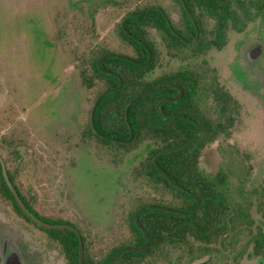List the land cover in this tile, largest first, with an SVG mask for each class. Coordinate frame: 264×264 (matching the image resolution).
<instances>
[{"label": "rangeland", "instance_id": "obj_1", "mask_svg": "<svg viewBox=\"0 0 264 264\" xmlns=\"http://www.w3.org/2000/svg\"><path fill=\"white\" fill-rule=\"evenodd\" d=\"M230 4L233 19L226 23L223 45L208 46L203 59L186 63L173 58L171 41L154 26L145 28L156 51L145 78L172 73V67L182 63L221 64L219 70L209 67L208 84L220 91L214 116L223 129L201 149L198 166L243 215L228 221L226 233L212 243L193 241L192 250L168 247L149 258V264L256 261L247 255L252 237L264 230V87L253 77V67H246L256 91L250 95L245 83L234 79L232 65L234 59L242 60L244 48L241 56L237 47L244 40L264 47V0ZM150 6H161L171 22L172 15L179 19L183 14L177 0H0L1 154L33 209L76 224L97 257L130 236L127 219L134 202L164 194L179 204L173 194L149 185L144 174L149 149L159 143L147 139L126 151L86 136L103 83L95 80L89 87L82 70H88V59L100 50L135 57L119 26L131 11ZM7 209L0 205V233L14 237L21 232L13 241L23 261L41 264V246L29 240L20 217ZM32 233L39 234L35 228ZM52 249L43 257L46 264H66L60 246Z\"/></svg>", "mask_w": 264, "mask_h": 264}, {"label": "trees", "instance_id": "obj_2", "mask_svg": "<svg viewBox=\"0 0 264 264\" xmlns=\"http://www.w3.org/2000/svg\"><path fill=\"white\" fill-rule=\"evenodd\" d=\"M180 4V0H177ZM187 8L194 13V8L208 7L211 14L230 15V3L224 5L222 12L218 8L222 6L218 0H184ZM145 9V8H143ZM131 11V16L124 21V28L130 34L144 40L150 51L151 60L145 64H137L124 57L109 56L112 52L108 50H100L99 55L88 59L87 69L83 71V78L90 87L94 81L103 83L99 96L104 90L116 87L119 83V77L122 80L121 86L114 91L104 94L95 109L94 125L100 132L110 134L116 139H127L130 136L129 123L134 130V136L131 141L121 143L116 140L102 138L97 135L88 124L87 137L94 138L99 143L106 146L126 147V151L136 147L144 140L151 139L159 143L158 146L149 149L148 156L144 161V174L148 184L153 188L157 186L166 190V194L174 195L179 200V204L174 205L170 200H166V196L162 194L160 198L143 200L139 199L134 202L128 215V224L130 236L118 245L113 246L102 256H94L89 251V246L81 229L76 224L63 220L48 218L33 209L29 199L20 190L15 175L8 166V161L3 158L6 166L8 177L25 205L39 218L49 223H69L74 225L82 236L84 263L85 264H106L111 257L121 248L128 246H141L145 242V234L134 222L135 211L144 204H156L169 206L183 211H194L199 201V208L193 213L179 214L171 211H165L154 207L143 208L138 219L144 227L149 237L148 245L141 251H125L113 264H149V258H154L168 247H187L192 250V242L212 243L226 233L228 221H235L243 215L240 210L231 208L230 201L226 198L222 190L217 187V183L213 181L209 175L203 173L198 166V159L201 149L213 139L221 130V126L212 120L195 117L198 124L199 132L194 140L186 147L161 154L157 158V163L166 170L170 177L188 189V191L180 189L172 184V182L162 174L154 164V157L159 152L182 145L188 142L195 133V125L186 118H162L157 110V104L172 97L175 89L172 86L165 87L159 91L138 98L131 103L132 99L148 90L158 88L160 86L172 84V73H164L153 79H146V75L150 73L155 64L156 51L152 42L147 38L146 30L148 26H154L164 32L165 36H169L172 44V31L167 26L161 12L156 9ZM129 13V14H130ZM183 14H185L183 12ZM128 15V14H127ZM119 33L124 40L127 41L137 52L135 57H131L137 61L145 62L148 58L147 49L130 34L126 33L123 27L119 26ZM167 34V35H166ZM119 54V53H118ZM123 56H128L120 54ZM103 57L101 64L113 73H103L98 68V59ZM87 76V77H86ZM189 98L183 95L177 102H164L160 106L163 112L188 113ZM190 103V102H189ZM129 106V107H128ZM128 107V109H127ZM127 109V111H126ZM222 180V178H219ZM0 205L7 209L8 207L16 210L24 219L33 222L20 208L14 195L6 184L0 164ZM233 211V212H231ZM37 225L35 222H33ZM39 226L47 231L50 241H56L63 252L66 264H79L78 260V238L75 232L66 228H48Z\"/></svg>", "mask_w": 264, "mask_h": 264}, {"label": "flooded vegetation", "instance_id": "obj_3", "mask_svg": "<svg viewBox=\"0 0 264 264\" xmlns=\"http://www.w3.org/2000/svg\"><path fill=\"white\" fill-rule=\"evenodd\" d=\"M218 3L222 6V8H218V10L222 12L224 5L230 3V0H218ZM180 4L182 12H184L185 14H182L179 19H175L172 15V22L169 16L162 9V7L156 6L159 7L158 10L161 12L163 18L167 23V26L172 31V57L179 58L180 61H185L186 63L189 59H203L207 55L208 46L219 47L223 45L226 23L230 19H233V17L231 15L224 16L223 14H211L208 7L206 6L200 8V12H202V14H198L195 12L196 7L194 8V13H191L187 6L186 8L183 7L182 0H180ZM230 6L231 4L229 5V8ZM166 18L168 20H166ZM210 20L213 22V25L211 27H209L208 25ZM168 21L170 22L171 27L168 25ZM156 30L161 31L157 28ZM161 32L164 34L163 31ZM209 34L211 35V37ZM166 38L171 41L168 35L166 36ZM250 41L251 40L246 39L244 40V42L240 43L239 47L237 48L239 49L241 56L242 49L244 48L242 60L234 59V64L232 63L233 65H231L232 70L236 72L235 74L233 73V77L236 82L245 83L246 90L250 95L254 96L256 95L254 84L250 83L252 77L248 78L246 72L250 66L253 67L254 71L257 69L259 72L255 74L254 71H252V75L253 77L255 76V78L258 76L259 81L263 84L262 87H264V47L261 43H257L256 40L251 42ZM139 42L145 43V45H143L142 43L141 44L147 49L148 45L144 40L139 38ZM205 60H208V58ZM220 65L221 64L219 63L212 64L208 61H205L204 63H198V65H193L192 63H182L180 64V67H172V88L175 89L172 97H175L180 89L182 91V94L178 100H180L183 95H186L188 96L190 102H188V113L172 112V114L180 115V118H186L190 122H192L195 125V132L197 127V134L199 132V129L198 124L195 120L196 116L201 117L202 119L204 118L206 120L210 119L213 122L219 124L221 126L220 132L223 129V126L219 119H216V117L214 116L215 109L217 110V112L219 111L218 101L221 97L220 91L218 89H214L212 86L210 87L208 84L209 67L219 70L221 68ZM217 80L218 79H216V81ZM262 94V100L264 102V91ZM93 131L100 137L105 138L99 133H106L100 132L99 130H97L99 133L95 130ZM2 209L5 210L3 207ZM11 210L22 220V231L25 234L29 235V240L34 244L41 246V248H39V251L43 252L41 254V262L43 264H46V259H43V257L46 256V252H49V248H53L52 252H54L55 246L58 243L56 241H50L47 231H44L39 226H37L43 225L33 221L32 218L26 214L33 222L37 224L35 225L33 222L24 219L19 213L16 212V210ZM29 211L34 214L30 209ZM261 224L264 229L263 223ZM33 228L37 230V232L39 233L38 235L32 233ZM20 234L21 232L18 235H14V237H12L11 234L7 231H3L0 233V264H29L23 261L20 250L13 241V238L19 239ZM251 241L252 245L251 251L247 255L248 259L254 258V260H256L254 264H264V230L259 229L252 237ZM30 246L33 247V245L31 244ZM238 257L239 256L235 254L232 258L236 261Z\"/></svg>", "mask_w": 264, "mask_h": 264}, {"label": "water", "instance_id": "obj_4", "mask_svg": "<svg viewBox=\"0 0 264 264\" xmlns=\"http://www.w3.org/2000/svg\"><path fill=\"white\" fill-rule=\"evenodd\" d=\"M226 1V0H225ZM182 4H183V7L186 8V5L184 3V1L182 0ZM153 8H156L158 9L159 7H156V6H152V7H146L145 9L143 10H140L138 11L137 13H141L143 12L144 10H149V9H153ZM132 13L128 14L127 16H125L123 18V20L121 21V26L123 27L124 31L128 34L129 31L127 29L124 28V21L127 17L131 16ZM166 20H168L166 18ZM168 25L171 27L170 25V22L168 21ZM130 36L134 39H136L137 41H139V38L136 37L135 35H132L130 34ZM143 45H145V43L141 42ZM147 46V45H146ZM147 52H148V58L145 62H141V61H137L135 59H132L131 57L129 56H123V55H120L118 53H110V54H107L109 56H117V57H124L126 59H129L137 64H145V63H148L151 59V51L150 49L147 47ZM103 57H100L98 59V68L101 72L103 73H107V74H110V73H113L111 70H108L106 69L102 64H101V60H102ZM122 84V80L121 78L119 77V83L116 87H113L111 89H107V90H104L97 98L96 100L94 101V104L92 106V109H91V113H90V123H91V126L93 128V130H95L96 132L97 129L94 125V113H95V109H96V106L100 100V98L106 94V93H109L111 91H114V90H117ZM169 86H172V84H168V85H164V86H160L158 88H155V89H152V90H148L146 92H143L137 96H135L131 103L134 102L135 100H137L138 98L140 97H143L145 95H149L151 93H154L156 91H159L165 87H169ZM182 94V91L179 89V92L178 94L175 96V97H170V98H167V99H164L162 101H160L158 104H157V110L160 114V116L162 118H175V117H179L180 115H175V114H172V113H167V112H163L161 111L160 109V106L162 105V103L164 102H176L180 96ZM129 107V106H128ZM127 107V109H128ZM126 109V111H127ZM128 122V125H129V130H130V136L127 138V139H116L114 136L112 135H108V134H102V133H99L101 136L107 138V139H110V140H116L118 142H121V143H126V142H129L132 140L133 136H134V130H133V127L132 125L129 123V121L127 120ZM197 135V127H196V132L194 133L193 137L186 143L182 144V145H179V146H176V147H172V148H168V149H165L161 152H159L158 154H156V156L154 157V164L156 166V168L162 173L164 174L171 182L174 186L180 188V189H183V190H186L188 191V189L184 188L183 186H181L180 184H178L177 182H175L171 177L170 175L166 172L165 169H163L158 163H157V158L163 154V153H167V152H170V151H175V150H179V149H182L184 147H186L187 145H189L195 138V136ZM0 164H1V171H2V175H3V178L6 182V184L8 185L10 191L12 192V194L14 195L18 205L20 206V208L25 212V214H27L28 216H30L32 218L33 221L37 222L38 224H41L45 227H49V228H66V229H69V230H72L73 232H75V234L77 235V238H78V260H79V264H85L84 263V252H83V241H82V236L80 234V231L72 224H69V223H49V222H46L42 219H40L39 217H37L36 215L32 214L29 209L27 208V206L25 205V203L22 201L17 189L13 186L12 182L10 181L9 177H8V173H7V170H6V166H5V163L3 161V158L2 156L0 155ZM146 207H154V208H158V209H161V210H165V211H171V212H175V213H179V214H189V213H193L194 211H196L198 208H199V201L197 203V206L195 208L194 211H183V210H180V209H177V208H173V207H169V206H162V205H156V204H144L142 206H140L134 213V222L136 224V226L144 232L145 234V242L143 245L141 246H128V247H123L121 248L120 250H118L112 257L111 259L109 260L108 263L106 264H113L114 261L122 254L124 253L125 251H141L143 249H145L148 245V242H149V237H148V234L146 233L144 227L141 225V223L139 222V219H138V214L139 212L143 209V208H146Z\"/></svg>", "mask_w": 264, "mask_h": 264}]
</instances>
